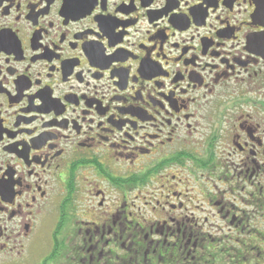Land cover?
I'll return each mask as SVG.
<instances>
[{"label":"flooded vegetation","instance_id":"1","mask_svg":"<svg viewBox=\"0 0 264 264\" xmlns=\"http://www.w3.org/2000/svg\"><path fill=\"white\" fill-rule=\"evenodd\" d=\"M0 264H264V0H0Z\"/></svg>","mask_w":264,"mask_h":264}]
</instances>
